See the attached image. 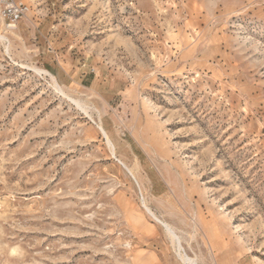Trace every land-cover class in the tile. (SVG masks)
<instances>
[{"label":"rangeland","instance_id":"1","mask_svg":"<svg viewBox=\"0 0 264 264\" xmlns=\"http://www.w3.org/2000/svg\"><path fill=\"white\" fill-rule=\"evenodd\" d=\"M22 1L0 264H264V0Z\"/></svg>","mask_w":264,"mask_h":264},{"label":"built area","instance_id":"2","mask_svg":"<svg viewBox=\"0 0 264 264\" xmlns=\"http://www.w3.org/2000/svg\"><path fill=\"white\" fill-rule=\"evenodd\" d=\"M28 12L29 6L22 0H0V30L16 29Z\"/></svg>","mask_w":264,"mask_h":264}]
</instances>
